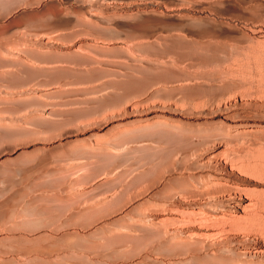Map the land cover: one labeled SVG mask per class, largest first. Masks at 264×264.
Listing matches in <instances>:
<instances>
[{"label":"rangeland","instance_id":"rangeland-1","mask_svg":"<svg viewBox=\"0 0 264 264\" xmlns=\"http://www.w3.org/2000/svg\"><path fill=\"white\" fill-rule=\"evenodd\" d=\"M0 264H264V0H0Z\"/></svg>","mask_w":264,"mask_h":264}]
</instances>
